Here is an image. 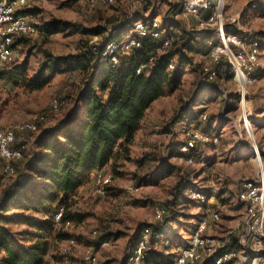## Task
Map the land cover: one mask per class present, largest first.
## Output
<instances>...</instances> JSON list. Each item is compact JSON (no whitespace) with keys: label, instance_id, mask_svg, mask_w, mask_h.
<instances>
[{"label":"rangeland","instance_id":"obj_1","mask_svg":"<svg viewBox=\"0 0 264 264\" xmlns=\"http://www.w3.org/2000/svg\"><path fill=\"white\" fill-rule=\"evenodd\" d=\"M223 6L225 29L242 37L247 32L257 34L261 41V65H264V6L252 7L249 0H225L221 8ZM25 12L29 20L38 26L40 35L17 39L15 62L6 74L0 75V129H16L26 123L38 122L40 116H45L46 120L39 123L37 133L17 135V146L23 152L24 160L16 163V176L3 175L0 164L2 198L13 189L25 161L36 150L38 137L62 124L75 106L88 73L71 64V56L83 54L89 47L101 46L107 40L123 39L133 28L134 18L148 20L155 14L160 23L165 18L179 20L187 25L185 27L192 35L200 32L197 28H201V22L205 20L203 17L182 15V12H177L175 16V12H170L167 1L161 0L149 9L140 0H117L112 5L103 3V0H29ZM52 20L68 22L74 26L73 30L48 35L43 27ZM168 20L166 23H169ZM99 30L101 34H97ZM185 37L187 35L182 36L183 39ZM201 42L198 40L194 46L202 52L209 45L204 47ZM178 48L180 46L168 52ZM181 52L192 60L193 65L205 60L200 58L199 53H191L187 48ZM44 64L54 66L58 71L43 74V80H48L44 87L30 88V81ZM204 66L216 72V84L228 95L218 98L214 89L206 90L210 85L199 81L192 74L191 67L187 66L182 87L172 95L159 99L151 109L131 146L130 160L121 158L115 165L106 168L114 176L107 196L100 197L90 185L72 197L74 206L71 211L78 221H70L69 226H66L68 222L65 225L54 223V230L46 236L48 247L40 264H65L64 257L69 264H85L83 256L89 250L97 258L94 264H131L127 256L145 226L152 229L151 248L140 264H171L188 245L200 219L212 208L221 216V222L213 227L214 236L226 240L241 233L244 209L236 198L238 187L242 181L255 178L262 166L250 161L253 143L262 151L264 160V82L260 81V76L255 83L242 85L244 87L240 89V84L227 74V60L219 67L205 60ZM240 90L246 93L245 107L250 111L248 118H241ZM194 98L195 103L201 100L212 103L203 109L206 112L203 116H207L203 123H209V117L212 121L219 118L217 133L225 135L221 149L230 152L231 146H234L238 158L239 154H249L244 164L234 165L235 162L228 161L225 156L217 161L208 160L209 168L186 163L178 152L185 136V128L178 122L181 111H186ZM55 99L63 102L58 112L51 109ZM169 130H172V137L165 134ZM166 167H171L174 172L170 177L163 178ZM192 176L198 180L196 186L203 187L208 197L214 196L212 205L191 199ZM130 186L140 187L141 191L132 194L128 189ZM157 206H167L175 214H170L160 224L154 216ZM16 216L34 220H42L43 216L18 208H11L5 214L0 212L1 226L10 230L16 243L29 246L39 233L35 228L21 224ZM6 218L12 220L6 221ZM160 227H169L168 232L173 231V240L169 245L161 236L163 230L155 233ZM61 234L73 237L75 245H70L68 240L59 241L57 236ZM101 240H111V246L102 248Z\"/></svg>","mask_w":264,"mask_h":264},{"label":"trees","instance_id":"obj_2","mask_svg":"<svg viewBox=\"0 0 264 264\" xmlns=\"http://www.w3.org/2000/svg\"><path fill=\"white\" fill-rule=\"evenodd\" d=\"M140 1L149 9L157 0ZM167 3L170 12H175V15L181 12L179 4ZM152 17L156 18V15ZM139 19L134 18V21ZM166 20L173 22L171 18H165L164 22ZM73 27L68 22L52 20L43 29L46 34L53 35L73 30ZM97 34H101L100 30ZM186 35L183 42L189 38ZM186 43L181 44L183 50L190 47L191 53L201 52L190 46L191 43ZM101 48L102 45L91 46L85 53L69 58L71 64L88 73L75 106L67 113L62 124L38 137L36 150L25 161L13 189L1 197V213L18 208L38 213L43 219L15 217L19 218L21 224L31 226L39 233L29 246L16 243L10 230L0 224V264H40L48 247L46 236L54 230L56 210L62 206L65 208L62 225L78 221L71 211L74 206L72 197L89 183L92 172L113 166L121 158L130 160L131 146L148 110L159 99L177 92L183 85L185 66L193 65L192 60L184 56L179 48L157 54L158 42L149 39L143 41L140 49L121 57L119 65L115 67L101 62ZM152 56H155L153 66L137 74V70ZM172 60L175 61V68L168 71ZM46 71L56 73L58 68L44 64L30 81V88L40 89L46 85L48 80L42 78ZM184 112L182 110L180 115ZM16 148L20 149L17 143ZM173 172L171 167H166L162 176L170 177ZM164 207L169 215L175 214L171 208ZM5 220L11 221L12 218ZM160 231L162 227L155 233ZM57 238L62 242L73 237L61 234ZM227 248L238 249L234 237Z\"/></svg>","mask_w":264,"mask_h":264},{"label":"built area","instance_id":"obj_3","mask_svg":"<svg viewBox=\"0 0 264 264\" xmlns=\"http://www.w3.org/2000/svg\"><path fill=\"white\" fill-rule=\"evenodd\" d=\"M167 1L179 4L181 12L185 16L200 18L205 12H212L207 19L201 22V27L215 30L219 42L209 50L208 59L217 67L227 60V74L240 84V89L255 83L258 77L264 76V65H261V43L256 34L247 32L242 37L229 33L225 29L222 10H219L220 3L225 0ZM116 2L117 0H103V3L108 5ZM251 2L264 6V0H251ZM28 4L29 0H0V74L15 62L17 39L35 38L40 35L38 26L26 15ZM132 24L133 28L123 39L107 40L102 44L99 56L103 64L109 67L118 66L121 57L129 56L134 50L140 49L143 41L147 39L158 42L157 54H164L172 47L182 44L181 31L172 27H163L157 18L139 19ZM154 61L155 56H152L146 64L137 70V74L149 70ZM174 68L175 61L172 60L168 71H173ZM216 78L215 71L205 66L201 68V79L204 83L214 84ZM242 85L244 86L242 87ZM238 94H240V104L242 105L241 118H248L250 111L245 107L246 93L240 90ZM62 105L63 102L55 99L51 103V109L53 112H58ZM206 118L207 116H203V120ZM45 120V116H40L38 122L26 123L16 129H0V164L3 175L16 176V163L22 162L24 159L21 149L16 148L17 135L37 133L39 123ZM218 143L217 135L190 129L185 131L184 141L179 146L178 152L185 158L188 165L200 164L202 168H209L210 162L202 155V148L207 145L216 146ZM251 148L253 154L250 161L253 164H262V166H260L256 177L245 180L236 194L238 203L244 209L241 233H238L234 238L237 241L238 249L227 248L234 236L223 240L212 234L213 227L221 222L220 213L212 208L200 219L188 245L180 251L171 264H264V160L263 153L256 143H253ZM113 181V174L106 169L94 171L91 177V183L100 197L107 196ZM197 181L192 176L193 187L189 189L191 199L212 205L214 196L208 197L203 187L196 186ZM128 189L132 194H138L141 191V188L137 186H130ZM64 211L63 206L56 210L55 224L62 223ZM154 213L156 221L160 224H163L169 215L168 209L164 206H157ZM69 225L70 222L66 224V226ZM162 230L163 233L168 231L166 227H162ZM151 234L150 226H145L142 229L136 245L127 256L129 263L140 264L143 261L146 252L151 248ZM170 240L171 238L168 237L165 244L169 245ZM68 241L70 245H75L73 238ZM111 243V240H103L100 242V246L107 248L111 246ZM96 261V256L90 250L83 256L85 264H94ZM64 263L69 264L66 257H64Z\"/></svg>","mask_w":264,"mask_h":264},{"label":"crops","instance_id":"obj_4","mask_svg":"<svg viewBox=\"0 0 264 264\" xmlns=\"http://www.w3.org/2000/svg\"><path fill=\"white\" fill-rule=\"evenodd\" d=\"M249 3H250V5L252 7H257V6L260 5L259 3L254 4L253 2H251V0H249ZM224 5H225V3H224ZM224 7L225 6H223V8L220 9V10H222V14H223ZM211 14H212L211 11H207L204 14H202V16L200 18L203 17L204 19H207ZM182 15H184V14L182 13ZM161 23H164L162 25L163 27H166V28H168V27L171 28L172 27V28H175L176 30H180L182 36L188 34L189 38L185 42H187L186 44L191 43L190 46H192V47H195L194 45H195V43H198V40H202L201 43L204 44V47L207 46V45H209L210 46V49L214 45H217L219 43L218 42V39L216 37V34H215V30L213 28H205V27H201L200 26L201 28H197V31H200V32L192 35V34H189L190 31L188 30V28H186L187 25L183 24L179 20H173V22H169L170 24L169 23H166V22H161ZM239 28H240V26H239ZM199 29H201L203 31H201ZM229 33H233V32L230 30ZM256 36H257V34H256ZM258 39H259V37H258ZM185 42H183V38H182V44H185ZM260 43H261V41H260ZM209 46L204 51L199 52L201 59L209 60L208 59V52L210 50L209 49ZM172 48H174V47H172ZM195 48H197V47H195ZM180 49H182V46L181 45H180ZM187 49L190 50L191 48L188 47ZM181 51H183V49ZM196 52H195V54H197ZM202 54H204V55H202ZM261 54H262V50H261ZM205 60H201V62H199L197 64L195 62L194 65H187V66L191 67L192 74L193 75H196L197 78L199 79V81H201L202 83H203V81L201 79V68L205 65ZM187 66H185V68ZM197 67L198 68L200 67L199 70L196 69ZM260 81L264 82V76H261ZM206 84H208V83H206ZM208 85H210V86L207 87L206 90L214 89L215 90L214 92L218 94V98H221V96L224 98L226 95H228L227 94L228 92H226L223 88H221V86L217 85L216 82L214 84H208ZM203 93L204 92H202L201 94H203ZM194 100H195V98L193 99L192 104L190 106H188L187 110L182 115H180V117H183V118L182 119L180 118V121L178 123H180V126L182 125L185 128V131L190 130V129L191 130H199V131H202V132H205V133H211V134L213 133V134H215V135H217L219 137V143L216 146L204 147L202 149L203 154L205 156V159L206 160H215V161H217V160L223 159V157L225 156L226 157L225 159H227L228 161L235 162L234 165H242V164H244L245 161L248 160L249 154H248V156H246V154H239V157L240 158H238L237 157V151H236L237 149L236 148H233L234 146H231L232 151H230V152H224L221 149L222 140H223V137L225 135H224V133H221L219 135L217 133V131L219 129L218 126H217L218 125L219 118H216V119H214L212 121L211 120L212 118L209 117V119H207V120H209V123H206V124L203 123L205 121V120H203V115L206 113L205 110H203V109H207V106L210 105V104H212V103L209 102V101H205V100L197 101L195 103ZM156 103H157V101L148 110L146 117L142 121V126H143L144 122L147 121V118L149 117L150 111L155 106ZM175 125H173L172 127H174ZM165 134L167 136H169V137H172L173 136L172 130H169V132H165ZM178 143L179 142H177V145H178ZM213 150H214V153L211 154V151H213ZM220 152H221L222 155L220 154ZM219 157H220V159H219ZM201 170H203V169H201ZM93 174H94V172L91 173V176ZM243 182L244 181H242V183ZM242 183L239 185V187L242 185ZM90 185H92L91 182L87 183L86 185H84L83 187H81L76 193H79L83 189L86 190V187H88ZM168 229H169V227L167 228V230ZM172 232L173 231H170V232L167 231V233H162L161 236H164L166 239L169 237V238H171L170 241H172L173 240V236H171L172 235Z\"/></svg>","mask_w":264,"mask_h":264},{"label":"bare ground","instance_id":"obj_5","mask_svg":"<svg viewBox=\"0 0 264 264\" xmlns=\"http://www.w3.org/2000/svg\"><path fill=\"white\" fill-rule=\"evenodd\" d=\"M222 3H223V2H221L220 5H219V10L221 9Z\"/></svg>","mask_w":264,"mask_h":264}]
</instances>
